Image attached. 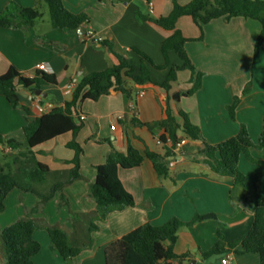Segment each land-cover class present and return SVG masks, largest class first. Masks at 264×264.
<instances>
[{"label": "crops", "instance_id": "obj_1", "mask_svg": "<svg viewBox=\"0 0 264 264\" xmlns=\"http://www.w3.org/2000/svg\"><path fill=\"white\" fill-rule=\"evenodd\" d=\"M9 1L0 0V11ZM14 1L24 7L37 8L41 17L30 28L0 27V75L14 66L28 76L38 70L39 63H45L48 68L45 72L54 74L57 81L54 86L41 87V95L18 87L23 105L34 107L37 96L46 109L69 101L72 95L63 93L67 84L76 82L88 72L105 69L115 61L114 56L106 53L98 41L89 39L90 36L110 40L119 53L136 47L148 54L154 63H164L160 45L171 31L152 21L140 20L138 13L166 16L175 0H62L70 12L87 15L85 33L52 28L51 23L43 19L42 0ZM176 1L184 5L190 0ZM176 28L186 38L194 39L186 42V49L196 69L202 73V79L201 87L193 95L181 96L178 101L172 99L174 92L191 87L188 70L178 72L168 92L158 85L165 71L152 70L153 83L138 85L126 79L132 88L130 97L112 90L96 101L83 100L77 105V111L86 118L81 121L76 135L82 148L79 168L82 177L63 186L62 193L68 203L59 205V191L45 203H41L37 195L18 188L7 194L4 210L0 212V230L25 216L35 219L38 227L33 237L40 243L39 252L33 256L36 264H65L61 255L51 249L43 224L60 226L73 241L82 244L88 222L92 220L98 227L91 232L92 243L83 247L71 264H104V247L139 225L145 222L161 225L172 217L188 221L196 213H214L217 220L198 222L180 230L168 241L176 254L187 255L181 259L182 264H222L225 255L228 256L226 264H260L257 253L230 251L206 259L200 255L217 241L218 222L225 224L222 233L224 242H229L250 228L253 217L245 207L234 211L227 196L231 181L217 177L202 163L201 140L184 137L185 143L172 149L166 157L172 164L169 163V173L165 177L157 175L145 156L146 150L162 155L166 152L159 141L163 134L159 123L161 103L167 98L177 119L180 121L177 110L185 111L208 143L215 144L234 136L241 124L247 126L252 140L257 142L264 116V51L254 57L253 48L260 24L243 17L229 20L220 17L200 28L190 16L184 15L177 20ZM128 55L137 62L134 53ZM168 57L171 64H180L174 52H169ZM248 82H251L250 90L241 96L235 119H231L227 106ZM33 119L34 115L12 108L0 95V136L4 140L12 138L23 142V125L26 120ZM72 138V133L67 132L34 147L33 151L50 170L66 171L72 167L67 161L75 155L74 150L66 146ZM8 147L0 142V163L11 152ZM129 147L137 149L143 160L136 167H119L117 175L135 205L111 210L104 220H97L96 203L89 196L96 166L103 164L113 150L126 153ZM251 152L264 162V148H252ZM238 168L250 175L259 172L262 166L241 156ZM49 187L50 183L43 189L48 191ZM258 190L264 194V175ZM72 214L78 216L73 218ZM0 264H4L1 247Z\"/></svg>", "mask_w": 264, "mask_h": 264}, {"label": "trees", "instance_id": "obj_2", "mask_svg": "<svg viewBox=\"0 0 264 264\" xmlns=\"http://www.w3.org/2000/svg\"><path fill=\"white\" fill-rule=\"evenodd\" d=\"M42 1L47 6L51 26L56 30L77 31L81 24L88 20L85 13H72L66 9L62 0ZM184 15L190 16L200 28L212 19L220 17L227 20L233 17L255 20L260 24V30L254 42V57L264 51V0H190L184 5L175 0L171 11L166 16L151 17L138 13L140 20L152 21L163 29L171 31L160 45L164 58L163 64L154 63L148 54L136 47H130L124 53H119L114 50L110 40L102 38L98 43L106 53L114 56L115 61L105 69L81 75L75 82L69 101H64L42 113L34 107L20 103L18 87L36 91L44 86H54L57 84L54 74L37 70L29 77L19 72L14 66H10L0 75V95L12 108H19L26 114L34 115L33 120H26L23 125L24 142L12 138L4 140L0 136V142L12 149L0 163V212L4 210V200L13 188L37 195L41 203H45L59 191L61 193L59 205L68 203L62 193L63 186L82 177L79 172L82 148L76 141V135L82 126L77 105L83 100L96 101L112 90L120 91L130 97L132 88L127 84L126 79L138 85L153 83L152 70L165 71L164 79L158 85L166 92L170 90L171 83L177 79L179 71L190 72L191 87L174 92L172 99L175 101H178L181 96L193 95L201 87L202 73L196 69L186 49V42L194 39L186 38L176 28L177 20ZM40 17L41 13L37 8L24 7L10 0L0 11V27L30 28ZM130 51L136 55L137 62L128 55ZM169 52L176 54L180 64L170 63ZM250 87L251 82H248L241 94L234 95L227 106L231 119H235L241 96L246 94ZM168 101L167 98L161 103L159 123L163 129L159 141L166 152L162 155L149 150L145 151V156L151 161L157 175L159 177L168 175L169 161L166 157L182 138L201 140L202 163L217 177L231 181L227 196L234 211L245 207L252 212L253 216L250 228L242 236L229 242H224L222 228L225 224L218 222V239L210 249L200 253L201 257L206 259L230 251L238 254L257 253L260 264H264V194L258 190V183L264 175V162L255 158L251 152L252 148H264V116L257 142L252 140L247 126L241 124L237 134L211 144L202 137L199 127L189 120L188 114L182 109L177 110L179 121ZM67 132L73 135L72 140L66 145L75 153L74 158L67 161L72 164V167L66 171H52L48 165L38 160L33 148ZM241 156L250 162L259 163L262 166L261 170L250 175L242 173L238 168ZM142 160L143 155L137 149L129 147L126 153L113 150L103 164L96 166L89 196L96 203L95 218L97 220H104L111 210L135 205L132 195L120 182L117 171L119 167L124 169L136 167ZM49 183V190L45 191L43 187ZM75 216L78 215H71L73 218ZM208 220H217L216 215L196 213L188 221L172 217L161 225L145 222L104 247V264H182L181 259L187 255L176 254L168 241L174 239L180 230ZM37 227L35 219L25 216L0 230V247L4 264H36L33 256L39 252L40 243L34 239L33 232ZM42 227L49 235L51 249L61 255L65 264H71L72 259L83 247L91 245V232L98 228L90 220L85 242L78 244L58 225L43 224ZM238 246L239 250L236 249Z\"/></svg>", "mask_w": 264, "mask_h": 264}, {"label": "built area", "instance_id": "obj_3", "mask_svg": "<svg viewBox=\"0 0 264 264\" xmlns=\"http://www.w3.org/2000/svg\"><path fill=\"white\" fill-rule=\"evenodd\" d=\"M89 39H91L92 41H100L102 38H101V37H93V36H90ZM37 69H38V70H41V71H44V72L48 70V68H47V66H46L45 63H39V64L37 65ZM28 76L31 77L32 74H30V75H28ZM75 85H76L75 82H71V83L67 84V85L65 86L64 90H63L64 95H72V91H73V89L75 88ZM142 94H143V92L140 93V95H142ZM34 108H35L38 112H41V113L47 110V109H46L45 107H43V105L41 104L40 99H39L38 96H37V99H36V101H35V103H34ZM78 117H79V119H80L81 121L84 120V119L86 118L85 115H83V114H79V113H78ZM112 128H114V125L112 126ZM184 143H185V139L182 138V139L177 143L176 147H179V146H181V145L184 144ZM8 150L11 151V150H12L11 147H8ZM169 163H170V162H169ZM170 164H172V163H170ZM227 262H228V256L225 255L224 257H222V259H221V263H222V264H226Z\"/></svg>", "mask_w": 264, "mask_h": 264}, {"label": "water", "instance_id": "obj_4", "mask_svg": "<svg viewBox=\"0 0 264 264\" xmlns=\"http://www.w3.org/2000/svg\"><path fill=\"white\" fill-rule=\"evenodd\" d=\"M87 26H88L87 21L83 22V23L81 24V26L78 28L79 32L81 31V33H85V32L87 31ZM35 93H36L37 95H41V94H42V93H41V89H37V90L35 91Z\"/></svg>", "mask_w": 264, "mask_h": 264}, {"label": "rangeland", "instance_id": "obj_5", "mask_svg": "<svg viewBox=\"0 0 264 264\" xmlns=\"http://www.w3.org/2000/svg\"><path fill=\"white\" fill-rule=\"evenodd\" d=\"M43 3V6H42V9H40L41 11H43L44 12V15H43V19L45 20V21H47V22H50V19H49V14H48V10H47V6H46V4L44 3V2H42ZM130 52H132V51H130ZM129 52V53H130ZM134 52H132V54H133ZM152 59V58H151ZM24 142V141H23Z\"/></svg>", "mask_w": 264, "mask_h": 264}]
</instances>
